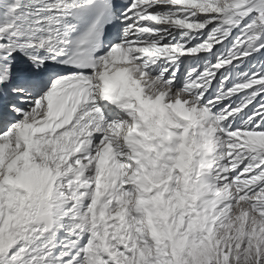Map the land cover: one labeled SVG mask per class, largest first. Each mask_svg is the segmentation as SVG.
I'll return each mask as SVG.
<instances>
[{"label": "snow or ice", "instance_id": "1", "mask_svg": "<svg viewBox=\"0 0 264 264\" xmlns=\"http://www.w3.org/2000/svg\"><path fill=\"white\" fill-rule=\"evenodd\" d=\"M0 264H264V0H0Z\"/></svg>", "mask_w": 264, "mask_h": 264}]
</instances>
